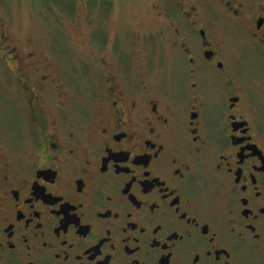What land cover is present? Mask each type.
Listing matches in <instances>:
<instances>
[{"label":"flooded vegetation","instance_id":"1","mask_svg":"<svg viewBox=\"0 0 264 264\" xmlns=\"http://www.w3.org/2000/svg\"><path fill=\"white\" fill-rule=\"evenodd\" d=\"M163 3L164 79L115 32L67 37L82 110L29 40L0 47V264H264V0Z\"/></svg>","mask_w":264,"mask_h":264},{"label":"rangeland","instance_id":"2","mask_svg":"<svg viewBox=\"0 0 264 264\" xmlns=\"http://www.w3.org/2000/svg\"><path fill=\"white\" fill-rule=\"evenodd\" d=\"M153 6L162 11L165 8L163 0H0V47L6 43L15 47L13 42L18 37L29 40L28 46L42 54L44 63L64 72L63 78L70 83L76 99L72 110H82L86 105L82 89L87 74L80 52L68 47L67 37H75L77 31L83 33L85 29L97 31V35L103 29L115 32L122 37L121 52L130 59L132 68L143 74L148 65L152 79H164L169 63V36L165 19L158 17ZM101 19H106L103 25ZM59 37L62 43L66 42L63 48ZM4 53L1 50L0 57ZM7 73L0 58V132L15 138L12 108L7 102L13 82ZM12 105L18 110V100H12Z\"/></svg>","mask_w":264,"mask_h":264}]
</instances>
